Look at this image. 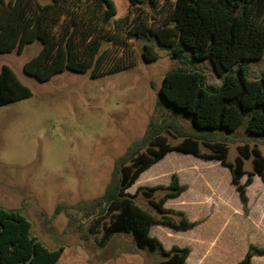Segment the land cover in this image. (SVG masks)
<instances>
[{
	"label": "trees",
	"instance_id": "1",
	"mask_svg": "<svg viewBox=\"0 0 264 264\" xmlns=\"http://www.w3.org/2000/svg\"><path fill=\"white\" fill-rule=\"evenodd\" d=\"M141 37L155 38L183 63L209 60L222 84L214 90L207 88L203 72L192 66L170 69L158 103L182 111L195 131L182 135L174 128L183 139L171 144L162 135L164 125L150 130L118 158L104 193L84 209L86 214L108 215L102 224V245L116 234H131L139 249L163 256L160 264H187L190 247L166 249L150 233L155 223L178 229L197 224L185 212L164 207L187 185L174 174L169 185L138 186L135 193L128 190L142 172L176 150L229 167L248 211V185L254 175L264 180V152L257 146H239L240 155L232 162L221 139L241 128L253 138L264 139V74L249 78L244 63L264 56V0H0V52H22L28 43L40 39V52L24 65L25 72L40 81L66 69L97 77L132 67L139 62L135 39ZM142 56L146 60L159 57L151 43H145ZM31 95L32 89L4 64L0 105ZM201 145L209 151H202ZM249 159L252 170L245 168ZM140 193L161 216L138 204ZM32 227L20 210L0 206V264L58 263L65 247L47 246L32 233ZM254 255H264V247L250 244L238 264H253Z\"/></svg>",
	"mask_w": 264,
	"mask_h": 264
},
{
	"label": "rangeland",
	"instance_id": "2",
	"mask_svg": "<svg viewBox=\"0 0 264 264\" xmlns=\"http://www.w3.org/2000/svg\"><path fill=\"white\" fill-rule=\"evenodd\" d=\"M145 43L154 45L157 59L143 58ZM135 45L139 62L132 67L97 77L66 69L46 81L24 70L25 63L40 52V39L22 52H0V71L4 64L11 66L32 89L30 97L0 105V206L25 214L32 233L47 246L65 247L57 264H160L163 260L159 252L139 249L131 234H116L102 245V224L108 215L86 214L84 207L104 193L118 158L150 130L164 125L162 135L171 144L183 139L178 131L182 135L195 131L182 111L158 103L170 69L185 65L201 70L211 90L219 88L222 79L209 60L183 63L155 38H137ZM244 63L249 78L264 74V56ZM221 141L227 144L232 162L240 155L239 146H257L264 152V139L249 136L244 128ZM179 154L184 160L189 157ZM245 168L252 170L251 159L245 161ZM136 189L137 185L128 191ZM137 202L157 216L142 193Z\"/></svg>",
	"mask_w": 264,
	"mask_h": 264
},
{
	"label": "crops",
	"instance_id": "3",
	"mask_svg": "<svg viewBox=\"0 0 264 264\" xmlns=\"http://www.w3.org/2000/svg\"><path fill=\"white\" fill-rule=\"evenodd\" d=\"M179 153L189 157L184 160ZM191 154L176 150L168 152L142 172L133 186L169 185L172 176L177 174L187 189L169 198L164 207L185 212L197 224L178 229L155 223L150 233L166 249L190 247L187 264H238L250 244L264 247V180L259 175L253 176L247 187L246 212L230 168L219 160ZM157 216L161 214L158 212ZM253 264H264V255H254Z\"/></svg>",
	"mask_w": 264,
	"mask_h": 264
}]
</instances>
